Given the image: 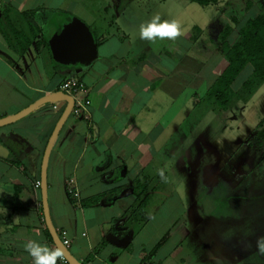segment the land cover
<instances>
[{
	"label": "crops",
	"instance_id": "crops-1",
	"mask_svg": "<svg viewBox=\"0 0 264 264\" xmlns=\"http://www.w3.org/2000/svg\"><path fill=\"white\" fill-rule=\"evenodd\" d=\"M5 6L17 13L33 11L27 19L38 34L18 53L0 31V118L61 90L68 78L83 84L85 108L71 111L47 164L51 221L71 254L82 264L198 262L173 234L180 217L172 216V203L149 212L156 190L147 181L159 148L169 139L172 102L188 85L198 87L207 79L200 74L203 59L187 53L203 30L193 26L185 34L189 45L183 47L157 43L165 38L159 35L142 37L141 26L150 22L143 16L148 11L138 6L132 12L140 19L121 23L123 10L95 31L93 21L77 14L74 5L64 9L57 0H0V18ZM216 39L209 37V54L225 60ZM183 74L197 78L191 82ZM166 97L168 107L157 115L151 104L156 98L164 104ZM64 107L65 101L46 103L0 126V264H34L25 249L29 243L56 249L43 216L40 168ZM55 264H62L60 257Z\"/></svg>",
	"mask_w": 264,
	"mask_h": 264
},
{
	"label": "rangeland",
	"instance_id": "rangeland-1",
	"mask_svg": "<svg viewBox=\"0 0 264 264\" xmlns=\"http://www.w3.org/2000/svg\"><path fill=\"white\" fill-rule=\"evenodd\" d=\"M57 1L64 9L74 5L77 14L86 15L87 22L93 21V31L123 10L126 15L121 23L134 20L132 10L137 6L148 11L143 16L148 15L149 22L156 15L160 16L158 22L180 21V35L159 38L157 43L165 40L186 46L189 42L185 34L191 33L193 26L203 30L198 45L187 53L203 59L200 74L207 79L198 87L188 85L180 99L172 102L170 135L166 133L169 139L159 148L155 169L147 181L156 190L149 200V212L172 203V216L180 217L173 234L183 239V249L196 256L198 262L191 264H264V82L246 102L231 107L214 105L206 95L226 64L216 54H209L213 49L209 37H217L219 29L229 22L232 42L236 30L248 18L264 11V0H216L208 5L189 0ZM249 71L246 67L235 78L233 89L240 87ZM183 77L189 81L197 78L189 74ZM151 106L160 115L158 110L167 109L168 98L164 104L156 98Z\"/></svg>",
	"mask_w": 264,
	"mask_h": 264
},
{
	"label": "trees",
	"instance_id": "trees-1",
	"mask_svg": "<svg viewBox=\"0 0 264 264\" xmlns=\"http://www.w3.org/2000/svg\"><path fill=\"white\" fill-rule=\"evenodd\" d=\"M190 1L200 5L216 2V0ZM250 4L249 2L248 6ZM32 12L17 13L10 6H5L1 12L0 31L7 39L9 46L18 53H23L38 34L35 24L27 19ZM17 15L19 17H16ZM232 30V25L226 22L218 31L216 45L220 54L224 56L226 65L206 92L210 103L222 107H231L239 101L246 102L264 82V11L248 18L236 30L237 35L232 37L233 41L231 42L229 36H231ZM246 67H250L248 77L242 81L239 88L233 89L235 78ZM160 243L158 242L152 251Z\"/></svg>",
	"mask_w": 264,
	"mask_h": 264
},
{
	"label": "water",
	"instance_id": "water-1",
	"mask_svg": "<svg viewBox=\"0 0 264 264\" xmlns=\"http://www.w3.org/2000/svg\"><path fill=\"white\" fill-rule=\"evenodd\" d=\"M56 101H65V107L63 108L55 126L54 129L46 143L42 161H41V168H40V192H41V202H42V210H43V216L44 221L47 227V230L51 236L52 242L54 243L56 248H60L62 250V256L66 259V261L69 264H82L79 260H77L69 251V248L67 245L63 242L62 238L56 231V229L53 226V223L51 221L50 212H49V205H48V197H47V164L49 160V155L53 146V143L64 124L65 120L69 116V114L72 111L73 105H74V99L71 95L67 94L63 90H56L53 92H50L48 94H45L41 97H39L37 100L29 104L28 106L24 107L23 109L19 110L18 112L4 116L0 118V126L12 123L37 107L50 103V102H56ZM4 149L2 146H0V154L4 153Z\"/></svg>",
	"mask_w": 264,
	"mask_h": 264
},
{
	"label": "clouds",
	"instance_id": "clouds-1",
	"mask_svg": "<svg viewBox=\"0 0 264 264\" xmlns=\"http://www.w3.org/2000/svg\"><path fill=\"white\" fill-rule=\"evenodd\" d=\"M158 21H160V16L156 15L149 24L142 25L141 36L151 38L159 35L160 37L167 36L169 38H175L181 34L179 20ZM160 174L163 175V170L160 171ZM25 249L35 258L34 264H55L56 258L62 255V250L60 248H56L49 252L47 249H42L31 243L26 244ZM261 249L264 250V241L261 242Z\"/></svg>",
	"mask_w": 264,
	"mask_h": 264
},
{
	"label": "built area",
	"instance_id": "built-area-1",
	"mask_svg": "<svg viewBox=\"0 0 264 264\" xmlns=\"http://www.w3.org/2000/svg\"><path fill=\"white\" fill-rule=\"evenodd\" d=\"M60 88L73 97L74 105L72 111L80 113L85 108V105L87 103V101L84 100L82 96H80V94L84 90L81 81L77 78H68L61 82ZM54 107H56V105H54ZM63 242L66 244L65 240H63ZM60 261L62 264H69L62 255L60 256Z\"/></svg>",
	"mask_w": 264,
	"mask_h": 264
}]
</instances>
